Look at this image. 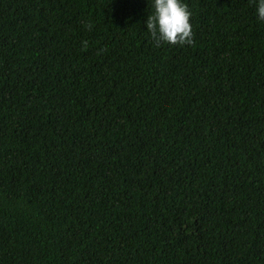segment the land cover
<instances>
[{
    "label": "trees",
    "instance_id": "obj_1",
    "mask_svg": "<svg viewBox=\"0 0 264 264\" xmlns=\"http://www.w3.org/2000/svg\"><path fill=\"white\" fill-rule=\"evenodd\" d=\"M182 2L0 0V264H264L258 0Z\"/></svg>",
    "mask_w": 264,
    "mask_h": 264
},
{
    "label": "clouds",
    "instance_id": "obj_2",
    "mask_svg": "<svg viewBox=\"0 0 264 264\" xmlns=\"http://www.w3.org/2000/svg\"><path fill=\"white\" fill-rule=\"evenodd\" d=\"M154 12L146 21L147 31L151 34L155 47L162 45L190 46L194 43V32L190 20L192 12L182 0H154ZM258 19L264 21V0L256 5ZM85 27L90 31L91 24ZM86 49L87 41L82 42ZM103 51V50H102Z\"/></svg>",
    "mask_w": 264,
    "mask_h": 264
}]
</instances>
